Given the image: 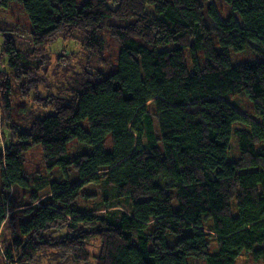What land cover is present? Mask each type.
Masks as SVG:
<instances>
[{
  "label": "trees",
  "instance_id": "16d2710c",
  "mask_svg": "<svg viewBox=\"0 0 264 264\" xmlns=\"http://www.w3.org/2000/svg\"><path fill=\"white\" fill-rule=\"evenodd\" d=\"M224 1L0 0L32 42L0 28V264H264V0ZM58 40L85 65L55 83Z\"/></svg>",
  "mask_w": 264,
  "mask_h": 264
},
{
  "label": "rangeland",
  "instance_id": "374dc122",
  "mask_svg": "<svg viewBox=\"0 0 264 264\" xmlns=\"http://www.w3.org/2000/svg\"><path fill=\"white\" fill-rule=\"evenodd\" d=\"M83 1V0H79ZM214 3V5L217 7V9L220 11L221 15L223 17H226L229 9L225 3L224 0H210ZM17 4H12V8L10 10H0V28L5 29L10 33L16 43V47L20 50H26L31 47V38L29 34L26 33L25 29L31 28V23L29 20L28 15L21 10V6L18 5L20 8L14 7ZM153 10V8H149V11ZM234 17L236 20L239 21V17L237 14L234 13ZM3 43V37L0 35V50ZM48 51L51 53L52 56V62H53V72H56V76H51L52 81L55 79V83L57 81L63 82L65 78L72 75V71H80L81 65L84 63L81 62V59H84V55H81L79 45L74 41H62L58 40L56 43L51 45L48 49ZM63 56V57H61ZM61 57V58H60ZM67 57V58H65ZM260 57L252 52L249 49H246L242 52H232L231 53V60L234 64H239L243 62L248 61H256L259 60ZM64 66L60 67L59 62L64 61ZM67 61V62H66ZM69 61V63H68ZM69 65V66H68ZM85 65V64H84ZM69 70H65L68 69ZM43 94H45V90L42 91ZM229 102L237 109H239L241 112L245 114H252V101L250 98H248L245 94L240 93L237 95H233L230 98H228ZM250 119V118H249ZM72 153L79 152L81 150H88L85 146H82L78 143H74L71 145ZM237 139L233 137L232 145L230 149V159H234L237 156ZM27 168L29 171L34 172L38 171L42 174L46 175L47 177V183H51L53 180H65V178L62 176L61 172L58 170H53L52 172L48 173L45 168L43 167L42 161L40 160V153L37 150H34L32 152H29L27 154ZM99 247H100V241L97 239H93L89 245V252L92 255H97L99 253ZM1 248V246H0ZM49 255L51 253L49 252ZM52 259V256L50 257ZM47 257H43L40 259V262L38 264H49V260H47ZM193 259V258H192ZM91 264H93V257L91 258ZM240 264H255L253 261L249 260L242 256V258L239 260ZM249 262V263H247ZM55 264V263H54ZM84 264V263H83ZM192 264H205L203 261H195Z\"/></svg>",
  "mask_w": 264,
  "mask_h": 264
}]
</instances>
